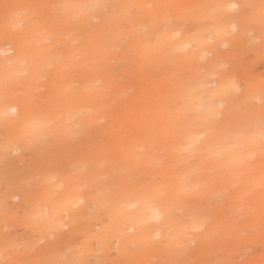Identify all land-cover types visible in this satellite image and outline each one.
<instances>
[{"label":"rangeland","instance_id":"obj_1","mask_svg":"<svg viewBox=\"0 0 264 264\" xmlns=\"http://www.w3.org/2000/svg\"><path fill=\"white\" fill-rule=\"evenodd\" d=\"M0 27L1 261L264 264V0H0Z\"/></svg>","mask_w":264,"mask_h":264},{"label":"bare ground","instance_id":"obj_2","mask_svg":"<svg viewBox=\"0 0 264 264\" xmlns=\"http://www.w3.org/2000/svg\"><path fill=\"white\" fill-rule=\"evenodd\" d=\"M32 1H33V0H32ZM28 2H29V0H28ZM81 2H83V1H81ZM35 3H36V2H35ZM84 3H85V2H84ZM81 4H82V3H81ZM88 4H89V3H88ZM236 5H237L236 3H232V2H231L230 7L233 6V8H234V7H236ZM237 6H238V5H237ZM82 7H84V5H83ZM17 9H18V8H17ZM234 9H235V8H234ZM11 11H13V10H11ZM12 13H13V12H12ZM12 13H11V14H12ZM17 13H18V12H17ZM21 13H22V12H21ZM15 14H16V13H15ZM2 15H4V14H2ZM8 15H9V14H8ZM17 15H18V14H17ZM15 16H16V15H15ZM19 16H20V15H19ZM19 16H17V18H18ZM4 17H5V16H4ZM9 17L11 18V15H10ZM14 18H15V17H14ZM5 19H8V18H5ZM12 19H13V18H12ZM26 19H27V18H26ZM8 20H9V19H8ZM15 20H16V18H15ZM15 20H13V22H14ZM20 20H21V19H20ZM24 21H25V20H24ZM15 22H16V21H15ZM20 22H21V21H20ZM3 23H4V22H3ZM6 23H7V22H6ZM9 23H10V21H9ZM11 24H12V20H11ZM19 24H22V23H19ZM15 26H17V25H15ZM21 26H22V25H21ZM21 26H20V27H21ZM0 28H1V27H0ZM16 28H17V27H16ZM22 28H23V27H22ZM22 28H21V29H22ZM30 28H31V27H30ZM11 29H12V27H11ZM18 29H20V28H18ZM26 29H27V28H26ZM33 29H34V28H33ZM13 30H14V29H13ZM29 30H30V29H29ZM31 30H32V29H31ZM33 31H34V30H33ZM2 32H3V31H2ZM4 32H5V31H4ZM17 32H18V31H16V33H17ZM26 32H29V31H26ZM13 34H14V33H13ZM24 34H26V33H24ZM29 34H30V33H29ZM35 34H36V33H35ZM4 35H6V34L4 33ZM9 35H10V34H9ZM16 35H17V34H16ZM36 35H37V34H36ZM14 36H15V35H14ZM14 36L12 35V37H14ZM23 36H24V35H23ZM16 37H19V35L16 36ZM34 37H35V35H34ZM40 37H41V36H40ZM32 38H33V37H32ZM38 38H39V35H38ZM38 38H37V39H38ZM27 39H29V38H27ZM27 39H26V40H27ZM34 39H36V38H34ZM39 39H40V38H39ZM15 40H17V39H15ZM26 40H25V41H26ZM6 41H7V40H6ZM10 41H11V40H10ZM31 41H32V40H31ZM38 41H39V40H38ZM38 41H37V42H38ZM40 41H41V40H40ZM25 43H26V42H25ZM35 43H36V42H35ZM40 43L43 44V42H40ZM23 44H24V43H23ZM27 44H30L29 41H28ZM33 45H34V44H33ZM37 45H39V44H37ZM26 46H27V45H26ZM26 46H25V47H26ZM28 46H29V45H28ZM28 46H27V47H28ZM30 46H31V45H30ZM6 47H7V46H6ZM17 47H18V46H17ZM22 47H23V46H22ZM34 47H35V46H34ZM34 47H33V48H34ZM39 47H40V46H39ZM30 48H31V47H30ZM37 49H38V48H37ZM9 52H11V51H9ZM24 53H25V52H24ZM30 53H31V52H30ZM38 54H39V53H38ZM40 54H41V53H40ZM74 55H75V54H74ZM17 57H18V56H17ZM26 57H27V56H26ZM11 59H12V58H11ZM6 60H7V59H6ZM6 60H5V61H6ZM8 60H9V59H8ZM20 61H21V60H20ZM9 62H10V61H9ZM22 62H23V61H22ZM25 62H26V61H25ZM7 63H8V62H7ZM5 64H6V63H5ZM8 64H9V63H8ZM14 64H15V63H14ZM0 65H1V64H0ZM2 65H3V64H2ZM12 65H13V64H12ZM9 66H10V65H9ZM12 67H13V66H12ZM16 67L18 68V66H16ZM25 67H26V66H25ZM1 69H2V68H1ZM8 69H9V68H7L6 70H8ZM11 69H12V68H11ZM3 70H5V69H3ZM17 70H18V69H17ZM10 71H11V70H10ZM10 71H9V72H10ZM7 72H8V71H7ZM7 72H6V73H7ZM17 72H20V70L17 71ZM3 73H5V72H3ZM16 76H18V75H16ZM6 77H7V76H6ZM4 78H5V76H4ZM13 78H14V77H13ZM30 78H32V77H30ZM9 80H11V79H9ZM20 81H21V80H20ZM216 81H217V80H216ZM7 82H9V81H7ZM11 82H12V81H11ZM218 82H220V81H218ZM30 83H31V82H30ZM221 83H222V82H221ZM221 83H220V84H221ZM32 84H33V82H32ZM217 84H219V83H217ZM226 84H227V83H226ZM21 85H22V84H21ZM25 85H26V84H25ZM25 85H24V86H25ZM8 86H9V85H8ZM15 86H16V85H15ZM219 86H222V85H219ZM225 86H226V85H225ZM228 86H229V83H228ZM228 86H226V87H228ZM21 87H23V86H21ZM30 87H31V86H30ZM32 87H33V86H32ZM222 87H223V86H222ZM222 87H219V90H220V88L222 89ZM11 88H12V86H11ZM4 89H5V88H4ZM4 89H3V90H4ZM3 90H2V91H3ZM7 90H9V89H7ZM10 90H11V89H10ZM14 90H15V89H14ZM17 90H18V89H17ZM223 90H224V89H223ZM2 91H0V92H2ZM5 91H6V90H5ZM15 91H16V90H15ZM215 91H217V90H215ZM226 91H227V90H226ZM226 91H225V92L222 91V92L226 93ZM229 91H230V90H229ZM229 91H228V92H229ZM23 92H24V91H23ZM25 92H26V91H25ZM222 92H221V93H222ZM228 92H227V93H228ZM13 93H15V92H13ZM30 93L32 94V92H30ZM33 94H34V92H33ZM215 94H217V92H215ZM219 94H220V93H219ZM222 94H223V93H222ZM10 95H11V94H10ZM23 95H24V94H23ZM34 95H35V94H34ZM220 95H221V94H220ZM223 95H224V94H223ZM227 95H228V94H227ZM17 96H19V95H17ZM224 96H225V95H224ZM12 97H13V96H12ZM4 98H5V97H4ZM14 98H15V97H14ZM24 98H25V97H24ZM28 98H29V97H28ZM192 98H193V97H192ZM194 99H195V97H194ZM194 99H193V100H194ZM0 100H1V99H0ZM196 100H197V99H196ZM196 100H194V101H196ZM8 101H9V100H8ZM13 101H14V100H13ZM190 101H191V100H190ZM196 102H197V101H196ZM200 103H201V102H200ZM190 104H191V103H190ZM195 104H196V103H195ZM5 105H6V103H5ZM186 105H187V104H186ZM24 106H25V105H24ZM192 106H193V105H192ZM196 106H197V105H196ZM199 107H200V106H199ZM1 108H2V107H1ZM1 108H0V109H1ZM185 108H188V105H187V107H185ZM189 108H190V107H189ZM194 108H196V107H194ZM205 108H206V107H205ZM209 108H210V107H209ZM16 109H18V108H17V105H15V104L7 105V107L4 106V111H5V113H6V112L9 113V112L14 111V110H16ZM191 109H193V108H191ZM191 109H190V110H191ZM210 109H211V108H210ZM210 109H209V110H210ZM188 110H189V109H188ZM188 110H187V111H188ZM190 110H189V111H190ZM203 110H204V109H203ZM209 110H207V111L210 113ZM204 111H205V110H204ZM2 112H3V111H2ZM30 112H33V111H30ZM30 112H29V113H30ZM40 112H41V110H40ZM184 112H185V111H184ZM0 113H1V112H0ZM3 113H4V112H3ZM61 113H62V111H61ZM61 113H60V114H61ZM63 113H64V112H63ZM63 113H62V115H63ZM185 113H186V112H185ZM190 113H191V112H190ZM12 114H13V113H12ZM67 114H68V113H67ZM186 114H187V113H186ZM9 115H10V114H9ZM6 116H7V115H6ZM45 116H46V115H45ZM65 117H66V116H65ZM68 117H69V115H68ZM6 118H8V117H6ZM10 118H11V117H9V120H10ZM46 118H47V117H46ZM63 118H64V117H63ZM3 119H5V118H3ZM11 119H14V118H11ZM32 119H33V118H32ZM41 119H42V118H41ZM48 119H49V118H48ZM52 119H53V118H52ZM56 119H57V118H56ZM69 119H70V118H69ZM9 120H7V121H9ZM29 121H30V120H29ZM35 121H36V120H35ZM37 121H38V120H37ZM64 121H65V120H64ZM64 121H63V122H64ZM66 121H67V119H66ZM69 121H70V120H69ZM43 122H44V121H43ZM43 122H41V123H43ZM63 122H62V124H63ZM2 123H3V122H2ZM45 123H47V122H45ZM45 123H44V124H45ZM54 123H55V121H54ZM67 123H68V122H67ZM18 124H19V123H18ZM39 124H40V123H39ZM39 124H38V125H39ZM5 125H6V124H5ZM21 125H22V124H21ZM30 125H31V124H30ZM55 125H56V124H55ZM65 125L67 126L68 124H65ZM22 126L24 127V125H22ZM25 126H27V124H26ZM28 126H29V124H28ZM36 126H37V125H36ZM68 126H71V125H68ZM51 127H52V126H51ZM53 127H54V126H53ZM20 128H21V127H20ZM38 128H40V127H38ZM64 128H65V127H64ZM30 129L34 130L33 128H30ZM47 129H48V128H47ZM53 129H54V128H53ZM67 129L70 131V129H72V128L70 127V129H69V128H67ZM67 129H66V130H67ZM63 130H64V129H63ZM66 130H65V131H66ZM68 130H67L66 133L69 132ZM35 131H36V130H35ZM44 131H45V130H44ZM44 131H43V132H44ZM65 131H63V132H65ZM12 132H13V131H12ZM37 132H38V129H37ZM53 132H54V131H53ZM29 133H30V132H29ZM32 133H35V132H32ZM56 133H57V132H56ZM69 133H70V132H69ZM71 133H73V131H71ZM17 134H18V133H17ZM14 135H15V134H14ZM14 135H13V136H14ZM11 136H12V135H11ZM24 136H25V135H24ZM30 138H31V137H30ZM26 139H27V138H26ZM11 142H12V141H11ZM2 146H5V144L1 145V147H2ZM6 146H7V144H6ZM6 146H5V147H6ZM10 146H11V145H10ZM7 147H9V146H7ZM2 149H3V150H6V149H4V148H2ZM2 149H1V150H2ZM9 149H11V148H9ZM4 153H5V152H4ZM183 187H184V186H183ZM185 188H186V187H185ZM206 192H207V191H206ZM206 192H205V193H206ZM208 192L211 193V191H209V190H208ZM78 193H79V192L76 191V194H78ZM212 193H213V192H212ZM79 194H80V193H79ZM206 194H207V193H206ZM48 195H50V194H48ZM207 195H208V194H207ZM71 197H73V196H71ZM76 197H77V199H78L79 195H77ZM81 197H82V195H81ZM81 197H80V198H81ZM128 197H129V196H128ZM11 198H12V197H11ZM69 198H70V196H69ZM142 198H143V197H142ZM145 198H146V197H145ZM71 199H72V198H71ZM135 199H136V198H135ZM66 200H67V199H66ZM73 200H76V198H75V199L73 198V199L71 200V202H72ZM106 200H107V199H106ZM68 201H69V199H68L66 202L68 203ZM138 201H139V199H138ZM147 201H148V200H147ZM149 201H150V200H149ZM69 202H70V201H69ZM75 202H76V201H75ZM130 202H131V201H130ZM141 202H142V201H141ZM151 202H153V201L151 200ZM63 203H65V202H63ZM73 203H74V202H73ZM104 203H105V202H104ZM131 203H132V202H131ZM149 203H150V202H149ZM153 203H154V202H153ZM156 203H157V202H156ZM70 204H72V203H70ZM126 204H127V203H126ZM134 204H135V202H134ZM134 204H133V205H134ZM68 205H69V203H68ZM72 205H73V204H72ZM142 205H143V204H142ZM146 205H147V203H146ZM151 205H152V204H151ZM151 205H150V206H151ZM153 205H154V204H153ZM158 205H159V204H158ZM161 205H162V204H161ZM65 206H66V205H65ZM101 206H102V204H101ZM103 206H104V205H103ZM103 206H102V207H103ZM112 206H113V205H112ZM114 206H115V205H114ZM138 206H139V205H138ZM140 206H141V205H140ZM143 206H144V205H143ZM39 207H40V206H39ZM106 207H107V206H106ZM106 207H105V208H106ZM123 207H124V206H123ZM130 207L132 208L131 205H130ZM141 207H142V206H141ZM145 207H146V206H145ZM48 208H49V207H48ZM103 208H104V207H103ZM112 208H113V207H112ZM112 208H110V209H108V210H111ZM125 208H126V207H125ZM134 208H135V206H134ZM142 208H143V207H142ZM147 208H148V206H147ZM157 208H158V207H157ZM157 208H155V209H157ZM119 209H120V208H119ZM121 209H122V208H121ZM137 209H138V208H137ZM139 209H140V208H139ZM139 209H138V210H139ZM153 209H154V208H153ZM166 209H167V208H166ZM166 209H165V210H166ZM64 210H65V209H64ZM129 210H130V209H129ZM143 210H144V209H143ZM146 210H147V209H146ZM146 210H145V211H146ZM150 210H152L151 207H150ZM160 210H161V209H160ZM163 210H164V209H163ZM167 210H168V209H167ZM52 211H53V210H52ZM119 211H120V210H119ZM132 211H133V210H131V212H132ZM140 211H142V210H140ZM152 211H153V210H152ZM152 211H151V214H152ZM156 211H157V210H156ZM36 212H37V211H36ZM36 212H35V214H37ZM43 212H44V211H43ZM43 212H42V213H43ZM113 212H116V211H113ZM113 212H112V213H113ZM133 212H134V211H133ZM143 212H144V211H143ZM149 212H150V211H149ZM158 212H159V211H158ZM158 212H155V211H154L153 214H152V215H153V218L155 219V223H156V219H157V218H159V220H160V218H161V217H160L161 214L158 213ZM162 212H163V211H162ZM38 213H39V212H38ZM118 213H119V212H118ZM118 213H117V215H116L117 217H118ZM137 213H138V211H137ZM25 214H26V213H25ZM39 214H41V213H39ZM123 214H124V213H123ZM123 214H122V215H123ZM128 214H129V213H128ZM142 214H143V213H142ZM146 214H147V213L145 212V216H146ZM23 215H24V214H23ZM29 215H30V214H29ZM125 215H126V212H125ZM125 215H124V216H125ZM133 215H135V214H133ZM139 215H140V213H139ZM139 215H138V217H139ZM25 216H26V215H25ZM27 216H28V215H27ZM32 216H34V215H32ZM36 216H37V215H35V217H36ZM127 216H128V215H127ZM131 216H132V215H131ZM143 216H144V215H143ZM143 216H142V218H143ZM145 216H144V219H146ZM125 217H126V216H125ZM132 217H135V218H136L137 216H132ZM163 217H164V216H163ZM167 217H168V216H167ZM167 217H166V218H167ZM36 218H37V217H36ZM112 218H114V216H113ZM135 218H134V220H135ZM142 218L140 219L141 221L143 220ZM150 218H151V216H150ZM166 218H165V219H166ZM168 218H169V217H168ZM26 219H27V218H26ZM124 219H125V218H124ZM127 219H128V217L126 218V221H127ZM148 219H149V218L147 217V220H148ZM165 219H164V221H165ZM38 220H39V219H38ZM38 220H37V221H38ZM121 220H122V219H121ZM147 220H145V221L147 222ZM159 220H158V221H159ZM20 221H22V220H20ZM23 221H24V219H23ZM128 221H129V220H128ZM143 221H144V220H143ZM149 221H151V219H150ZM152 221H153V220H152ZM167 221H168V220H167ZM32 222H33V221H32ZM48 222H49V221H48ZM139 222H140V221H139ZM131 223H132V222H131ZM133 223H135V222H133ZM136 223H138V222H136ZM141 223H142V222H141ZM151 223L154 224V222H151ZM160 223H161V222H160ZM41 224H42V223H41ZM153 224H152V225H153ZM117 225H118V224H117ZM143 225H144V224H143ZM146 225H147V227H148V224H147V223H146ZM154 225H155V224H154ZM158 225H159V224L157 223V225H155V227H158ZM162 225H163V224H162ZM133 226H134V225H133ZM135 226H136V224H135ZM159 226L161 227V225H159ZM138 227H139V223H138ZM142 227H143V226H142ZM147 227H146V228H147ZM151 227L153 228V226H150V227H148V228H151ZM130 228H131V227H130ZM146 228L144 227L143 229H146ZM152 228H151V229H152ZM163 228H164V227H163ZM180 228H181V227H180ZM124 229H126V228H124ZM132 229H133V228H132ZM139 229H140V228H139ZM153 229H155V228H153ZM182 229H183V228H182ZM121 230H122V229H121ZM136 230H137V228H136ZM155 230H157V228H156ZM159 230H160V229H159ZM147 231L149 232L150 229L147 230ZM118 232H121V231H118ZM126 232H127V231H126ZM140 232H142V230H141ZM127 233H128V232H127ZM142 233H143V232H142ZM157 233H159V232L154 233V235L157 234ZM178 233H179V232H178ZM117 234H118V233H117ZM132 234H133V233H132ZM132 234H130V235H132ZM180 234L182 235V233H180ZM118 235H119V234H118ZM118 235H117V236H118ZM121 235H122L123 237L125 236L124 234H121ZM121 235H120V236H121ZM133 235H135V234H133ZM146 235H147V234H146ZM148 235H149V234H148ZM117 236H116V237H117ZM127 236H129V235H127ZM135 236H136V235H135ZM140 236H141V234H140ZM142 236L144 237L145 235L142 234ZM151 236H152V235H150V237H151ZM146 237H149V236H146ZM146 237H145V239H146ZM150 237H149V238H150ZM178 237H179V236H178ZM180 237H182V236H180ZM180 237H179V238H180ZM125 238H126V237H125ZM130 238H133V237L130 236ZM153 238H154V237H153ZM142 239H143V238H142ZM151 240H152V239H151ZM151 240H150V241H151ZM154 240H155V238H154ZM142 242H143V240H142ZM11 243H12V242H11ZM144 243H145V242H144ZM148 243H149V242H148ZM152 244H153V243H152ZM154 244H155V243H154ZM154 244H153V245H154ZM10 245H11V244H10ZM13 245H14V244H12L11 246H13ZM149 245H150V243H149ZM17 246H18V245H17ZM9 248H10V246H9ZM1 249H2V248H1ZM4 249H6V248H4ZM4 249H3V250H4ZM17 250H18V249H17ZM1 251H2V250H1ZM3 252H4V251H3ZM2 257H3V256H2ZM5 257H6V256H5ZM7 257H8V256H7ZM7 257H6V258H7ZM0 258H1V255H0ZM3 259H4V258H3ZM0 261H1V259H0ZM2 261H3V260H2Z\"/></svg>","mask_w":264,"mask_h":264},{"label":"snow or ice","instance_id":"obj_3","mask_svg":"<svg viewBox=\"0 0 264 264\" xmlns=\"http://www.w3.org/2000/svg\"><path fill=\"white\" fill-rule=\"evenodd\" d=\"M11 5L5 4L4 9L7 14V10ZM76 205H73L75 207ZM67 215V214H66ZM60 228L67 229L69 227L68 220H64L59 225ZM264 229V225H262ZM51 231H56L55 226H51ZM55 239V236L52 237ZM45 243V240L42 238H37L34 242H27L25 245L20 246L21 252L18 259L12 261H0V264H84V262L79 260L67 261V260H55V259H43L36 257L35 253L39 252L42 245ZM196 241L191 240V244L195 245ZM17 251V246L13 245L10 255L15 254ZM128 264H134V262L129 261Z\"/></svg>","mask_w":264,"mask_h":264}]
</instances>
